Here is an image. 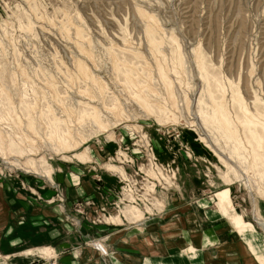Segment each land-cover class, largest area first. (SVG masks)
I'll list each match as a JSON object with an SVG mask.
<instances>
[{"label":"rangeland","instance_id":"1","mask_svg":"<svg viewBox=\"0 0 264 264\" xmlns=\"http://www.w3.org/2000/svg\"><path fill=\"white\" fill-rule=\"evenodd\" d=\"M128 77L152 82L148 108ZM54 133L78 146L62 149ZM62 173L94 180L96 191L112 176L117 192L66 197ZM0 177L75 229L150 221L182 200L199 245L204 210H220L232 231L204 247L208 264H264L246 244L264 250V0H0ZM106 240L83 242L105 259Z\"/></svg>","mask_w":264,"mask_h":264},{"label":"crops","instance_id":"2","mask_svg":"<svg viewBox=\"0 0 264 264\" xmlns=\"http://www.w3.org/2000/svg\"><path fill=\"white\" fill-rule=\"evenodd\" d=\"M64 170L80 172L81 166L66 165ZM59 177L69 198L95 193L111 198L118 188L112 176H106L101 191L95 190L94 180L79 178L78 181L66 173ZM42 192L47 197L51 190ZM43 199L36 200L27 188L20 187L15 177H0V264H48L47 258L51 256H57L60 264H208L204 247L221 240V233L232 231L227 221L230 215L220 210H204L201 223L198 222L203 241L198 245L193 231L195 210L190 209L188 201L182 200L171 204L173 211L168 209L156 214L150 221L140 219L120 222L124 225L96 227L82 222L84 226L75 229ZM220 205L227 210L222 201ZM231 218L241 229L248 227L238 216ZM93 235H106L108 256L105 259L98 250L83 242ZM250 241V245L245 242L256 258L261 252L264 254V250L256 249L259 246Z\"/></svg>","mask_w":264,"mask_h":264},{"label":"bare ground","instance_id":"3","mask_svg":"<svg viewBox=\"0 0 264 264\" xmlns=\"http://www.w3.org/2000/svg\"><path fill=\"white\" fill-rule=\"evenodd\" d=\"M141 13V12H140ZM150 21V20H149ZM152 21L154 22V20H153V18H152ZM151 21V22H152ZM152 22V23H153ZM154 25V26H153ZM148 29H147V34H149V35H152L153 33H155L156 31H158V28H157V26L155 25V24H152V26L150 25V26H148L147 27ZM148 35V36H149ZM153 37V36H152ZM159 44L158 43H153V44H151V49L152 50H155V49H157V50H159ZM77 63H79L78 64V70L81 72V74H83V75H85L86 77H88V78H91L93 81H94V79H93V77H91V76H89L88 75V72H87V70H86V67L84 66V64H81L80 63V61H78ZM197 64L199 65V62L197 61ZM116 65V64H115ZM199 67V66H198ZM115 68H116V66H115ZM200 69V68H199ZM90 73V72H89ZM159 73H160V75H161V77L163 78V80L167 83L168 81H167V76H166V74H165V70H164V68L163 67H160L159 68ZM150 78H151V76H150ZM128 83H130L131 85H134L135 87H136V99H137V101L141 104V105H143L145 108H148V106H150V105H148L149 104V97H150V93H153V92H155V90H154V87H153V85L148 81V84L146 83L145 85H137L136 84V82L134 81V80H131L129 77H128ZM95 82V84L96 85H98L100 88H102V84L100 83V82H98L97 80L96 81H94ZM170 85V84H169ZM171 89V88H170ZM170 89L167 87V90H168V94H169V96H171L172 95V93L170 92ZM102 90V89H101ZM155 96V95H154ZM172 97V96H171ZM156 98H158V97H156ZM170 100H171V98H170ZM157 107V106H156ZM116 111V110H115ZM117 112V111H116ZM218 112H220L219 110L217 111V113ZM93 120H94V122L99 126V127H103V123H102V121H101V119H100V117H99V114H98V112H94V114H93ZM213 122L216 124V127L219 129H221L222 130V132L230 139V140H232V138L236 135V131L231 127V124H229L228 123V121H227V119H224L221 115H217L216 117H214L213 118ZM29 128H33L32 127V125H29ZM69 132V131H68ZM55 133H58V130L56 129L55 130ZM54 133V134H55ZM53 134V135H54ZM69 134V133H68ZM52 135V136H53ZM54 140H55V142L57 143L56 145L57 146H60V147H62V149L64 148V149H70V148H72V147H77L78 146V141H75V140H71V141H69V140H65L62 136H58V135H54ZM72 145V146H71ZM238 150H240V147H237L236 146V148H235V151H238ZM78 159H84L85 158V153H81V154H79V155H77L76 156ZM34 162V161H33ZM22 164V163H21ZM25 167V166H24ZM26 167H28V168H34V163L32 164V162H30V163H27V165H26ZM31 169V170H32ZM128 213V212H127Z\"/></svg>","mask_w":264,"mask_h":264},{"label":"built area","instance_id":"4","mask_svg":"<svg viewBox=\"0 0 264 264\" xmlns=\"http://www.w3.org/2000/svg\"><path fill=\"white\" fill-rule=\"evenodd\" d=\"M49 264H59L56 259L50 260Z\"/></svg>","mask_w":264,"mask_h":264}]
</instances>
